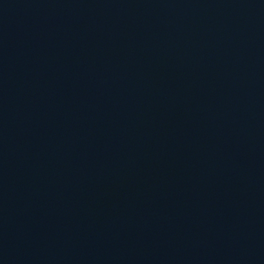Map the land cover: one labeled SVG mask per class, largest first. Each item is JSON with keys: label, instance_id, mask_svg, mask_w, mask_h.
I'll use <instances>...</instances> for the list:
<instances>
[{"label": "water", "instance_id": "obj_1", "mask_svg": "<svg viewBox=\"0 0 264 264\" xmlns=\"http://www.w3.org/2000/svg\"><path fill=\"white\" fill-rule=\"evenodd\" d=\"M0 264H264V0H0Z\"/></svg>", "mask_w": 264, "mask_h": 264}]
</instances>
